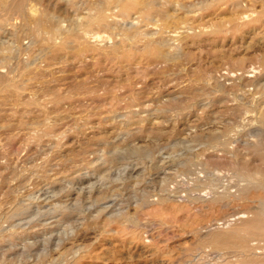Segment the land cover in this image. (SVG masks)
Returning <instances> with one entry per match:
<instances>
[{"label":"rangeland","instance_id":"obj_1","mask_svg":"<svg viewBox=\"0 0 264 264\" xmlns=\"http://www.w3.org/2000/svg\"><path fill=\"white\" fill-rule=\"evenodd\" d=\"M261 205L264 0H0V264H260Z\"/></svg>","mask_w":264,"mask_h":264},{"label":"bare ground","instance_id":"obj_2","mask_svg":"<svg viewBox=\"0 0 264 264\" xmlns=\"http://www.w3.org/2000/svg\"><path fill=\"white\" fill-rule=\"evenodd\" d=\"M31 5V4H30ZM37 5V4H36ZM34 6V5H33ZM35 7V6H34ZM37 7V6H36ZM30 8V7H29ZM28 8V9H29ZM32 10H33V7H32ZM37 11V10H36ZM30 12H32L33 13V11H30ZM35 14V13H34ZM31 15V14H30ZM33 15V14H32ZM38 17V16H37ZM17 21V20H16ZM60 32V31H59ZM100 35V34H99ZM150 36V35H149ZM227 151V150H226ZM257 174V173H256ZM258 175V174H257ZM211 194V193H210ZM262 206V205H261ZM263 207V206H262ZM264 208V207H263ZM262 208V209H263ZM262 214H263V217H264V212H262ZM254 223V222H253ZM254 250H256V249H254ZM261 257V256H260ZM260 264H264V260L262 261V263H260Z\"/></svg>","mask_w":264,"mask_h":264}]
</instances>
